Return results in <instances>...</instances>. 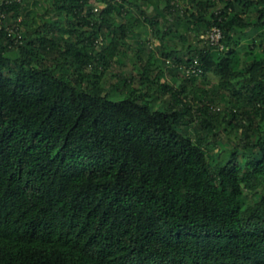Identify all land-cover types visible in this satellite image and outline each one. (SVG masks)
<instances>
[{
  "label": "trees",
  "instance_id": "1",
  "mask_svg": "<svg viewBox=\"0 0 264 264\" xmlns=\"http://www.w3.org/2000/svg\"><path fill=\"white\" fill-rule=\"evenodd\" d=\"M153 1L0 0V264H264V0Z\"/></svg>",
  "mask_w": 264,
  "mask_h": 264
},
{
  "label": "rangeland",
  "instance_id": "2",
  "mask_svg": "<svg viewBox=\"0 0 264 264\" xmlns=\"http://www.w3.org/2000/svg\"><path fill=\"white\" fill-rule=\"evenodd\" d=\"M154 2V8L149 9V12L151 14L154 13H159L160 9H158V2ZM42 9L44 10L45 7L42 6ZM36 18L40 20L39 15H36ZM184 24H180L179 26L181 27ZM145 35V34H144ZM143 35V38H147V45L150 47H154L155 45V40L151 36V34H146L145 36ZM135 41V39H131V42ZM137 42V41H136ZM144 51V57H148V49H145ZM140 49L137 45V43H134L131 48H129L127 55L124 57V62L123 63H117L115 66H112L109 68L108 72L103 76L101 79V84H103L104 90L103 92L105 94H108L111 99L114 100H119L127 97L129 95V91L132 89V87L135 88H141L143 84L140 82L141 74L143 72V60L138 59V55L140 54ZM161 65V64H160ZM159 65V66H160ZM165 68V65L161 66ZM124 70L128 75V78H132L133 83L131 85H125V82L118 76V73ZM157 70V69H156ZM155 71V70H154ZM156 72V71H155ZM153 72V73H155ZM217 81V78L214 75H210L208 79H206V86L208 88H212L214 83ZM134 88V89H135ZM160 94V92H159ZM155 95V94H154ZM168 96V94H162L161 97H159V101L157 99H154L153 97H148L147 99H150V103L154 105L155 108H161L162 106H166L165 101L163 100ZM156 98V97H155ZM223 140H226L227 136L223 133ZM223 142V141H221ZM229 152L232 151V149L228 150Z\"/></svg>",
  "mask_w": 264,
  "mask_h": 264
},
{
  "label": "built area",
  "instance_id": "3",
  "mask_svg": "<svg viewBox=\"0 0 264 264\" xmlns=\"http://www.w3.org/2000/svg\"><path fill=\"white\" fill-rule=\"evenodd\" d=\"M8 1L12 2V1H20V0H8ZM205 36H207L210 42L218 44L221 38L223 37V30L219 26H214L208 30ZM193 71H196V69L194 68Z\"/></svg>",
  "mask_w": 264,
  "mask_h": 264
}]
</instances>
